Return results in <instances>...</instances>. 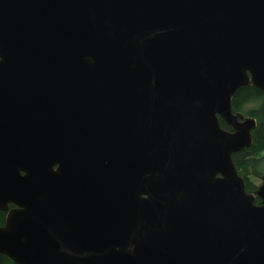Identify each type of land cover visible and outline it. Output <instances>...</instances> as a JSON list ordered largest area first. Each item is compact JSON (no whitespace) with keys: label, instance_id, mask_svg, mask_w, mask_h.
<instances>
[{"label":"water","instance_id":"obj_1","mask_svg":"<svg viewBox=\"0 0 264 264\" xmlns=\"http://www.w3.org/2000/svg\"><path fill=\"white\" fill-rule=\"evenodd\" d=\"M250 84L264 0H0V250L264 264V181L257 204L233 159L253 144L233 111Z\"/></svg>","mask_w":264,"mask_h":264},{"label":"trees","instance_id":"obj_2","mask_svg":"<svg viewBox=\"0 0 264 264\" xmlns=\"http://www.w3.org/2000/svg\"><path fill=\"white\" fill-rule=\"evenodd\" d=\"M233 111L241 120L253 119V144L234 153L233 159L239 174L245 179L247 191L256 195V203L262 204L263 198L259 189L264 181V92L254 84L237 90L233 98ZM223 128L233 131V127L221 118ZM262 182L256 184L254 178ZM16 207L10 204V209ZM8 210L0 208V227L7 224ZM0 264H18L13 258L0 250Z\"/></svg>","mask_w":264,"mask_h":264},{"label":"rangeland","instance_id":"obj_3","mask_svg":"<svg viewBox=\"0 0 264 264\" xmlns=\"http://www.w3.org/2000/svg\"><path fill=\"white\" fill-rule=\"evenodd\" d=\"M262 169L264 170V165L262 166ZM254 181L256 184H260L262 182V180L260 178H257V177L254 178Z\"/></svg>","mask_w":264,"mask_h":264},{"label":"flooded vegetation","instance_id":"obj_4","mask_svg":"<svg viewBox=\"0 0 264 264\" xmlns=\"http://www.w3.org/2000/svg\"><path fill=\"white\" fill-rule=\"evenodd\" d=\"M233 131H234V129H233Z\"/></svg>","mask_w":264,"mask_h":264}]
</instances>
